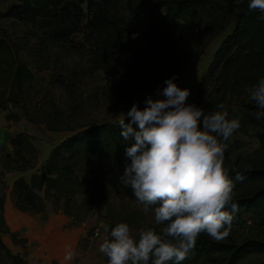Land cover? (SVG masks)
<instances>
[{"label":"trees","instance_id":"1","mask_svg":"<svg viewBox=\"0 0 264 264\" xmlns=\"http://www.w3.org/2000/svg\"><path fill=\"white\" fill-rule=\"evenodd\" d=\"M248 2L242 0L234 5L230 0H123L125 12L120 14L115 11L113 0H21L12 4L4 15L31 24L41 23L55 40H73L80 33L92 38L108 36L117 46L123 47V53L133 63L148 58L157 65L189 59L202 29L215 25V33H218L234 24L214 53L201 84L213 85L211 94H219L222 89L218 88L227 87L226 90L238 95H247L245 89L264 78V19L259 18V11L249 12ZM2 69L4 74L9 73L11 84L8 88L0 86V108L9 109L11 104L19 107L32 75L25 61L14 57L10 45L0 37V73ZM111 72L117 82L120 71L112 66ZM225 102L223 97L210 96L202 108L210 113L218 110L221 103L225 106ZM243 106L234 114L240 119L239 129L255 131L259 147L245 156H238L234 162L230 157V144L225 152L224 166L235 184L233 198L239 205L232 223L243 215L253 214L264 235V117L255 119L254 114L259 109L254 101ZM13 117L20 119L18 114L8 115L9 119ZM129 120L125 118L126 122ZM120 132L116 121H104L85 126L62 140L50 151L42 171L33 172L28 180L24 177L14 180L11 189L14 207L30 215L46 216L47 204L51 202L56 211L61 210L71 219V226L79 225L94 208L107 203V197L112 199L113 195L143 208L131 187L118 183L125 165L130 163ZM10 141L14 152L6 154L4 167L22 172L33 169L39 149L31 138L21 132ZM237 173L243 180L235 179ZM5 202L6 193L0 186V264H29L3 240L8 234L16 245L26 246L28 241L27 237L10 229L5 217ZM154 207L149 211L154 212ZM114 227L112 223L109 238ZM161 227L163 225L155 226L158 233ZM260 251H264L263 241L250 239L236 245L214 241L202 233L182 264H196L203 258L218 262L214 254L224 255L230 263H236ZM105 259L107 264L106 256Z\"/></svg>","mask_w":264,"mask_h":264},{"label":"rangeland","instance_id":"2","mask_svg":"<svg viewBox=\"0 0 264 264\" xmlns=\"http://www.w3.org/2000/svg\"><path fill=\"white\" fill-rule=\"evenodd\" d=\"M20 1L0 0V37L10 45L14 57L25 61L32 78L25 86L19 107L11 104L9 109L0 108V186L6 193L5 217L10 229L18 231L28 241L26 246L16 245L8 234L3 236V240L14 253L23 255L29 264H106L99 245L109 237L111 224L116 226L119 222H127L132 235L138 239L141 228L157 226L154 212L145 214L139 204L118 200V196L113 195L112 199L107 197V203L94 208L79 225L71 226V219L61 210L56 211L51 202L47 204L46 216L18 211L11 199L14 180L19 177L28 180L33 172L42 171L52 148L83 127L117 121L133 103L143 108L149 95L164 98L158 95L157 89L162 93L166 86L164 82L169 77L175 76L179 87L190 90L188 103L203 107L210 96L223 97L229 116H234L244 104L251 102L248 94L238 95L226 90L227 87L218 88L222 89L218 95L211 94L213 85L201 84L214 53L234 24L218 33H215V25L202 29L185 62L157 65L148 58H142L133 63L123 53V47L117 46L108 36L92 38L80 33L73 40H55L41 23L31 24L4 15L12 4ZM230 1L235 5L242 0ZM113 3L115 11L124 14L123 0H113ZM139 45L143 43L139 42ZM112 66L121 74L117 82L111 72ZM7 74L1 70L2 88L11 84ZM233 108L237 109L235 113ZM10 114H18L20 119H9ZM21 132L26 133L39 149V157L35 167L29 171H9L3 160L7 153L14 152L10 138ZM229 144L232 148L230 157L234 162L238 156L255 151L259 147V139L255 131L238 129ZM109 203L110 209L107 208ZM250 239L264 242V235L257 218L246 214L232 223L230 235L218 242L238 245ZM69 250L74 257L67 261L64 257ZM213 256L218 262L203 258L196 264L264 262V251L250 254L236 263H230L224 255Z\"/></svg>","mask_w":264,"mask_h":264},{"label":"clouds","instance_id":"3","mask_svg":"<svg viewBox=\"0 0 264 264\" xmlns=\"http://www.w3.org/2000/svg\"><path fill=\"white\" fill-rule=\"evenodd\" d=\"M248 10L259 11L264 19V0H249ZM175 79L165 80L162 93L157 89L164 98L149 95L143 108L133 103L116 121L130 159L118 183L131 187L145 214L155 206V225L163 227L159 233L155 227L141 228L137 239L127 222L117 223L99 245L107 264H149L150 259L151 264H182L202 233L216 241L230 235L239 205L224 160L240 119L230 117L222 103L210 113L188 103L190 90ZM245 91L259 109L254 115L260 120L264 78ZM235 179L243 176L237 173ZM73 257L69 250L64 259Z\"/></svg>","mask_w":264,"mask_h":264}]
</instances>
